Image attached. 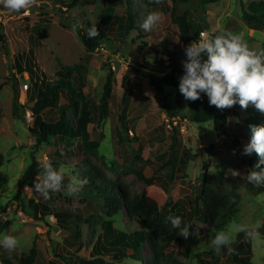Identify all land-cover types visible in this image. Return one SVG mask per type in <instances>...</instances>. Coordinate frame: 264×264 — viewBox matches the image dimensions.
Returning <instances> with one entry per match:
<instances>
[{
    "label": "rangeland",
    "instance_id": "rangeland-1",
    "mask_svg": "<svg viewBox=\"0 0 264 264\" xmlns=\"http://www.w3.org/2000/svg\"><path fill=\"white\" fill-rule=\"evenodd\" d=\"M132 1L134 22L139 32L136 29L128 33L118 30L115 35L102 40L92 52L86 51L79 33L88 32L94 24L101 27L98 25L103 8L100 0H36L27 14L23 10L17 13L5 8V61L0 59V85L4 83L0 89V154L3 155L0 166V239L8 234L19 243L11 252L3 247L0 249V258L4 261L0 264H5V258L12 264H19L17 258L26 255L33 242L37 248L35 264H49V261L71 264L70 259H74L71 257L73 249L64 243V233L56 228L53 215L42 219L39 215L36 218L29 216L16 206L14 199L17 178L30 162L35 142L29 132L32 122H29L30 110L27 108L33 105L32 99L36 98L37 91L31 90L32 80L28 73L20 72L17 66L20 63L22 69L27 70L24 60L28 59H31L33 71L48 80L58 79L57 72H61L62 66L67 67L69 76L65 81L73 87V99L80 105L83 101L97 103L107 77L112 79L113 101L108 104V114L102 123L94 127L87 124L84 143L76 139L57 142L50 137L34 152L38 162L45 157L51 160L55 150L71 149L77 156H69L59 167L64 165L81 178L85 171L100 173L106 180L124 187L131 196L144 194L152 198L158 207L167 201L175 204L186 191L191 194V187L199 186L204 173L207 179L220 183L229 196L238 194V211L226 224L206 229L188 258L180 254L183 248L179 241L171 242L164 252L185 264H264V189L259 191L247 181L250 170L246 155L242 154L244 145L250 141L245 118L257 110L251 105L245 110L237 104L227 113V124L218 129L211 121L194 123L189 120L179 84L164 86L156 92L143 76V72L161 76L168 73L173 64L181 66L186 59L184 47L188 44L184 46L179 42L172 8L176 14L187 11L189 18L202 25L208 35L226 30L242 35L250 49L264 51V26H252L243 18L244 13L251 12V2L264 4V0H218L206 6L197 0H177L175 3L162 0L155 10L161 14V23L150 32L141 27L148 12L145 0ZM260 12H264V7L260 6ZM116 13L123 14L124 7H118ZM0 17L4 19L2 14ZM75 23L80 27L73 30ZM42 29L45 35L39 44L31 42L30 37ZM168 56H172L169 63ZM142 59L153 62L152 70L136 66L135 61L141 62ZM24 83L28 84L26 92L22 91ZM201 98L208 102L206 95L202 94ZM14 101L22 107H15ZM67 101L68 96L63 95L59 103ZM80 105L78 109L72 106L67 111L73 127L81 118ZM42 116L46 122H53L58 120L59 112L54 108L44 111ZM172 117L177 120L178 127V142L174 149L170 148V128L164 125ZM92 142H97L98 146L91 147ZM171 154L176 164L182 154L189 155L182 172L185 184L180 182L178 173L173 181L165 183L160 165ZM120 166L130 169L124 171ZM232 169H238L240 175L233 176ZM23 192L31 196V191L24 188ZM61 193L53 210L66 206L77 210L83 206L79 200L82 192L73 197ZM188 206L185 203V208ZM5 220L9 225L1 229V222ZM194 222L200 227L205 226L197 220ZM257 222L261 224L259 235L251 238L250 249L245 247L237 251L236 246L245 236L243 232L236 233L231 225L252 226ZM113 226L137 235L141 233L142 239L144 237L141 222L126 212L115 216ZM214 230L232 233L234 252L223 248L217 254L213 250L210 236ZM100 234L99 222L84 225L83 246L76 255L91 258V249ZM233 254L245 259L246 263L237 261ZM140 256V260L124 258L118 262L105 256V264H152L153 255L148 243H144ZM161 264H173L171 257L162 260Z\"/></svg>",
    "mask_w": 264,
    "mask_h": 264
},
{
    "label": "trees",
    "instance_id": "trees-1",
    "mask_svg": "<svg viewBox=\"0 0 264 264\" xmlns=\"http://www.w3.org/2000/svg\"><path fill=\"white\" fill-rule=\"evenodd\" d=\"M100 1L103 8L98 22V25L101 27H97L99 35L94 39H90L88 32L79 33V37L87 52H92L97 45L101 44L102 40L115 35L118 30L128 33L136 29L139 32V28L134 22L135 17L132 11V0ZM217 1L218 0H197V2L203 6ZM144 2L147 5L148 11H155L157 7L160 6L149 4L148 0ZM172 2L175 3L177 0H172ZM250 5L249 8L251 12L244 13V20L252 26H264V12L258 13L260 6L264 7L263 2L256 3L253 1ZM118 7H124L123 14L118 15L116 13ZM175 12V9L172 8V20L178 30L179 42L185 46L192 40H198L199 33L204 30V27L190 19L187 11H182L179 14ZM44 35L45 33L42 29L37 35L30 37V41L39 44V40L44 38ZM5 42L6 35L4 32V25L0 20V44H5ZM149 46L152 47V44ZM170 57L172 56L167 57V63H169ZM171 61L174 63L173 59H171ZM135 64L143 70H152L153 67V62H146L144 59H142L141 62L135 61ZM24 65L27 70L22 69L20 63H17L20 72L26 71L29 75V79L32 80L31 90L37 91L36 98L32 99L33 105L27 108L30 110L33 118L29 132L31 136H33L35 142L32 146L31 160L17 178V190L14 199L16 201V206L29 216L36 218L37 215H39V217H41L39 219H42L48 215H53L56 228L64 233V243L73 249V256L71 257L74 259H70L71 264H105L107 260L105 256L117 262L124 258L140 260L144 243H148L152 250V264H161V261L168 259V257H171V262H173V264H185L173 256L167 255L164 252L165 247L173 241H179L183 248L180 254L188 258L194 246L198 244L200 235H202L206 229L210 230L220 224H226L238 211V194L229 196L220 183H214L207 179L204 173L201 175V183L199 186L191 187V194L189 192L187 193L184 187H181L182 191H186L181 199L175 204L167 201L163 206L158 207L156 201L152 198L144 194L131 196L124 187H121L111 180H106L102 174L92 172L91 170L85 171L82 176V178L86 177L88 180L79 198L83 206L77 210H72L67 206L59 208L58 210H53V208L58 205L57 201L62 193H51L50 198L45 199L39 193L35 192L33 185L40 178L42 169L34 156V152L42 143L48 142L50 137L57 142L76 139L79 143H84V136L87 133V124L93 127L98 126L108 114V104L110 101H113V95L111 93L112 79L107 77L102 95L97 103L83 101L80 105L78 101L73 99V87L69 82L65 81L69 76L67 67L62 66L60 68L61 72H57L59 75L58 79L48 80L45 76L37 75L36 72L33 71L31 59L24 60ZM171 68L172 69L168 73L161 76H156L151 72H143V76L153 90L159 92L164 86H178L179 78L184 73L183 65L181 64V66H178L173 64ZM176 73L177 76L175 77ZM63 95L68 96V101L66 103H59ZM16 99L17 97L15 96L14 100ZM186 104L189 112L188 117L191 122L205 123L211 121L216 129L222 128L227 124V113L232 111L231 108L219 110L214 106H210L203 98L195 102L186 100ZM14 105L15 107H22L16 101H14ZM79 105L81 118L78 124L73 127L71 124V117L67 115V111L72 106L78 109L77 107ZM54 108L59 112L58 120L46 122L42 116L43 112ZM166 111H168L167 107ZM261 123H264V115H261L258 111H252L246 116L245 124L250 138L251 132L249 125H258ZM164 125L166 126L167 124L164 123ZM170 132L172 133L170 136V148L174 149L178 142L176 138L178 127L171 125ZM90 145L94 148L98 146L97 142H92ZM60 150L61 151L55 150L51 158L53 166L57 168L60 164H65L69 156H77L71 149L62 148ZM188 159V154H182L178 158L176 164L175 158H173L171 154L168 160L160 165V168L164 170L163 176L166 179V184L173 181L177 173L180 182L182 184L186 183L182 172L187 165ZM246 159L250 171L258 170L254 168V164L259 159L255 152L250 156L246 155ZM2 161L3 155L0 154V166L2 165ZM120 169L125 171L130 168L120 166ZM112 171H117V169H112ZM25 187L30 189L31 196L23 192ZM257 188L261 191L264 189V186ZM185 203L189 205L188 208H185ZM124 212L129 216L136 217L141 222L144 227V242L141 233H139L138 236L137 234L113 226L115 216ZM170 215L180 216L184 223L191 224L193 230L198 229V231H194V234L190 235L187 240L184 239L179 235L178 229L171 228L170 222L167 220V217ZM194 220L201 222L205 226H198ZM93 222H99L101 234L98 236L91 249L93 255L91 258L85 259L76 255V253L83 246L81 240L83 226ZM8 225V220L2 221L1 229L7 228ZM250 245L251 239L244 238V240L236 246V250L238 251L245 247L246 249H250ZM1 248L2 246H0V249ZM12 255L13 254H10L11 257ZM233 255L237 261L246 263L245 259L241 257L236 258V255ZM36 257L37 248L36 244L33 242L28 253L17 258V260L19 264H35ZM0 261L4 262L1 258ZM5 264L12 263L5 258ZM49 264H54V262L49 261Z\"/></svg>",
    "mask_w": 264,
    "mask_h": 264
},
{
    "label": "clouds",
    "instance_id": "clouds-1",
    "mask_svg": "<svg viewBox=\"0 0 264 264\" xmlns=\"http://www.w3.org/2000/svg\"><path fill=\"white\" fill-rule=\"evenodd\" d=\"M162 0H148L149 4L160 5ZM36 3V0H0L4 8L13 12L27 14V10ZM161 14L149 10L145 15L141 27L145 31H152L161 23ZM80 27L79 23L72 25L73 30ZM99 35L96 24L88 28V36L94 39ZM199 40H192L184 47L186 59L182 61L183 75L179 78V92L185 100L195 102L204 94L208 97L210 106L219 110L231 108L237 104L242 109L253 106L261 115H264V51L257 52L249 48L242 35L220 30L219 34H200ZM251 138L243 147V155L255 152L259 159L254 168L247 173V181L256 186H264V123L249 125ZM235 152V150H233ZM42 169L40 178L34 183L35 192L45 199L51 193L61 192L66 196L78 195L88 183L86 177L74 175L72 170L64 165L54 167L52 161L45 157L39 161ZM232 175H240L238 169H232ZM67 178V183L65 180ZM171 228L179 230V235L188 239L194 234L192 225L184 223L180 216H168ZM260 222L252 226L233 223L231 227L236 233L243 232L245 239L259 235ZM18 240L8 234L0 239V246L9 252L18 246ZM234 243L232 233L225 230H214L210 236V245L220 254L221 249L231 247Z\"/></svg>",
    "mask_w": 264,
    "mask_h": 264
},
{
    "label": "built area",
    "instance_id": "built-area-1",
    "mask_svg": "<svg viewBox=\"0 0 264 264\" xmlns=\"http://www.w3.org/2000/svg\"><path fill=\"white\" fill-rule=\"evenodd\" d=\"M201 33H205V34H207L206 31H201V32L199 33V39L201 38V36H200ZM207 35H208V34H207ZM199 39H198V40H199ZM27 79H28V78H27ZM27 89H28V84H27V83H24V84H23L22 91L26 92ZM28 117H29V122H32V119H33V118H32V115H31V112H30V111H29ZM171 125L177 126V120L174 119L173 117H172L170 120H167V126H168L169 128H171ZM25 190L30 191V189H29L28 187H25ZM25 193H26V192H25ZM13 208H15V207L13 206Z\"/></svg>",
    "mask_w": 264,
    "mask_h": 264
},
{
    "label": "crops",
    "instance_id": "crops-1",
    "mask_svg": "<svg viewBox=\"0 0 264 264\" xmlns=\"http://www.w3.org/2000/svg\"><path fill=\"white\" fill-rule=\"evenodd\" d=\"M0 14H2V16H4V19H3L4 21L1 19V17H0V20L2 21V23L4 25V32H5V8L3 7L2 4H0ZM0 59L5 61V44H0ZM4 80H5V78H4ZM3 85H4V83L1 86H3Z\"/></svg>",
    "mask_w": 264,
    "mask_h": 264
}]
</instances>
